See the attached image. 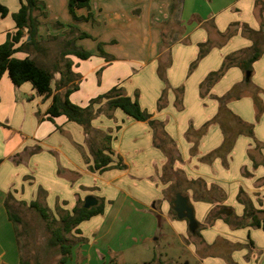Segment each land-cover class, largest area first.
Segmentation results:
<instances>
[{
  "label": "crops",
  "instance_id": "0c3cea01",
  "mask_svg": "<svg viewBox=\"0 0 264 264\" xmlns=\"http://www.w3.org/2000/svg\"><path fill=\"white\" fill-rule=\"evenodd\" d=\"M40 1L45 16L38 18L39 40L63 37L69 25L90 36L75 40L77 47L91 54L88 59L66 56L78 75L74 81L78 88L69 101L85 107L117 86L122 94L136 96L149 119L162 123L173 140L177 158L172 168L186 181L177 194L187 198L197 222L198 235L191 233L194 241L186 246L203 264H264V230L249 226L250 215L264 210V43L259 41L263 50L248 79L236 62L200 93L207 75L217 71L227 56L240 59L252 46L247 29L257 32L264 27V0H233L217 8L209 1L198 13L192 11V0H89V8L75 10L77 16L89 15L88 20L76 23L65 13L62 20L54 15L49 22V7L56 3L65 10L68 0ZM0 4L8 9L5 17L0 16L2 44L7 33L15 31L11 14L19 9L20 0ZM53 21L62 27L53 29ZM98 43L111 61L99 54ZM204 43L208 49L190 70ZM27 56L21 51L13 54L18 59ZM229 92L227 108L242 123L252 125V135L241 132L227 154L209 159L207 155L222 144V129L213 122L200 136L197 131L217 114L216 98ZM105 101L93 104L92 111L99 114L90 124L111 136V164L120 160L123 167L99 173L89 168L93 156L88 138L101 144L94 132L87 136L83 126L63 115L47 120L51 96H37L29 82L15 87L7 73L1 76L0 264L22 260L7 206L27 208L35 200L56 219L87 195L97 204L103 201L101 214L81 222L76 227L80 233L73 230L67 236L71 251L64 264H126L123 252L160 236L163 223L179 239L184 236L187 221L169 216L168 187L173 178L163 173L167 158L155 145L152 128L119 109L107 110ZM255 106L262 107L258 118ZM193 187L203 195L209 193L213 202L196 199ZM224 206L233 209L229 217L220 210Z\"/></svg>",
  "mask_w": 264,
  "mask_h": 264
},
{
  "label": "trees",
  "instance_id": "16d2710c",
  "mask_svg": "<svg viewBox=\"0 0 264 264\" xmlns=\"http://www.w3.org/2000/svg\"><path fill=\"white\" fill-rule=\"evenodd\" d=\"M41 4L42 3L40 0H20L19 9L15 13L11 14L15 31L13 33H7L5 41L0 44V78L4 73H7L9 79L15 87H18L25 82H29L37 96L44 98L51 96L52 102L46 110L47 120L52 121L53 118L63 115L68 121L83 126L87 136L90 132H94V135L100 138L101 144L99 146L94 145V139L88 138L89 150L93 156V163L89 167L92 171H98L99 173H102L103 171H106L110 168L123 167L120 160L115 164H111L113 162L110 148V142L112 140L111 136L107 134L103 135L100 131L91 127V120L94 119L97 114H99V110L96 112L92 111L94 103L105 99V107L107 110L112 111L119 109L131 119L142 122L146 121L153 130V139L155 145L162 149L168 158L163 167V173H167L168 177L173 178V182L168 187V190L170 195L169 200L171 203L170 212L174 217H176L172 209V200L177 193L181 192V187L185 185L186 181L181 178V175H179V170H173L172 168V165L177 158V155L175 154L176 149L174 147L173 140L170 139V137L164 131L163 124L156 120L149 119L150 115L140 108L137 97L135 96L134 98H131L122 94L121 89L117 86H114L106 93L91 99L88 105L85 107H80L71 103L69 101V95L78 88L74 83L78 75L72 72V62L66 56L71 55L80 60L88 59L91 54L88 51L77 47L75 45V40L90 36L79 31L76 27L69 25L66 29V37L53 36L48 37L47 40H39L37 36L38 26L40 24L38 18L39 16H45V12L41 9ZM80 8H89V0H68L67 11L71 16L72 21L75 23L86 21L89 18V15L87 17H82L75 14V10ZM7 14L8 9L0 4V16L5 17ZM53 26L55 28L62 27L59 22H54ZM247 30L248 37L253 40L252 46L247 50L244 56L240 57V59H237L233 56H227L217 71L209 73L204 82L201 84V95H203V91H208L211 84L219 79L231 64L237 62L236 64L245 72H249L251 70L252 63L260 57L263 50L259 46V41L261 44L264 43V27H261L257 32L250 29ZM25 37H29V40H23ZM17 44L19 45L16 46ZM101 46L102 43L97 44V50L99 54L107 61H111V57L103 52ZM207 49L208 46L206 43L199 45V53L196 60L190 65V70L196 65L197 61L204 55V52ZM18 51L25 52L28 54V56L23 59L13 57V54ZM32 54L35 55V57L39 56L46 58L48 61L50 58L54 57L53 55L57 54L59 57H61V59H64V70L60 69L58 63L55 61L50 62L51 70H49V68H47L45 65H41L36 58L31 57L30 55ZM159 77L165 81V78L162 74H159ZM52 81H54V88L51 87ZM60 89L63 90L60 92ZM232 90L230 91L231 93ZM53 91H55V93H53ZM165 91L166 90L164 89L162 92V97L159 99V101L164 98ZM230 92L222 97L216 98L219 103L217 114L211 121L204 123L197 131V136H200L213 122L218 123L222 129V144L217 149L209 153L206 158L210 159L215 156L223 157L230 151L235 137L241 132L247 134V136L252 135V125L242 123L227 108L226 103L232 96ZM179 93H182L181 88L177 89L176 92V96L180 103V99L178 97ZM255 107L257 116L256 118H258L262 111V107ZM191 184L188 185L187 188H190ZM193 188L196 190V187ZM182 190L184 191V189ZM199 191L200 193H198ZM195 193L196 199H204L209 202H213L211 201V198L209 199V193L203 195L204 192L198 189L195 191ZM27 208L28 210L34 212L39 220L45 224V230L48 232L45 247L59 256L55 264H64L71 251V241L67 236L70 235L73 230H75L76 233H80L76 227L81 222L88 220L90 217L101 214L104 209V204L102 199H100L97 205L85 209L83 207V201L78 200L71 212L64 211L58 219L52 217L48 208L42 206L36 200L31 201ZM6 211L9 220L14 225L15 237L21 249L17 227L23 223L22 216L18 211L12 210L8 206ZM209 219L211 220L213 217H209ZM249 226L264 230V210H257L255 213L250 215ZM28 232L29 229H26L25 234L27 235ZM194 234L198 235V232L195 231ZM19 264L30 263L28 260L22 259ZM34 264L41 263L36 258ZM146 264L171 263L153 258Z\"/></svg>",
  "mask_w": 264,
  "mask_h": 264
},
{
  "label": "rangeland",
  "instance_id": "374dc122",
  "mask_svg": "<svg viewBox=\"0 0 264 264\" xmlns=\"http://www.w3.org/2000/svg\"><path fill=\"white\" fill-rule=\"evenodd\" d=\"M209 1L212 7L217 8L222 3L228 1L230 2L233 0H192V11H195L197 13L198 10L205 11L208 7L207 3ZM64 13L69 14L66 5L64 10V8L54 3V8L51 6L49 7V22L52 21V16L54 15L59 16V19L62 20ZM53 23L54 21L50 23V26L54 29ZM86 26L90 27V24H87ZM63 34V37H66V31H64ZM54 36L62 37V35ZM48 37H53V35ZM48 37H46V40L48 39ZM53 56L54 57L50 58L49 61L46 58H42L39 56H37V60L41 65H45L47 68H49V70H51L50 62L55 61L58 63L59 68L64 70V59H61V57H59L57 54ZM244 76H246V72ZM13 205V209L16 208L15 210L19 211L23 219L22 225L17 227L19 232V243L21 245L22 259L28 260L30 264H34L36 258H38L42 262V264H55L58 259L55 253H52V251L48 249L45 252V243L48 237V232H46L45 230V224L41 220H39L34 212L28 210L26 207L18 204ZM224 207L225 208L220 207V210L226 212L225 214L230 213L227 215L229 217V215H231V212H233V209L230 206ZM169 216L171 218L174 217L170 212ZM182 220L183 221H177L186 223L184 219ZM26 229H29L27 235L25 234ZM189 241H194V239L193 235L188 231V227H186L184 236L179 239L173 228L170 225L163 223L160 236L157 234L153 238L142 242V244H140L139 246H135L130 250L124 251L123 256L126 264H146L153 258V256H155L156 259L170 262L171 264H203V262L198 259L199 257L192 253V251L186 246ZM147 252L150 256L148 258H146Z\"/></svg>",
  "mask_w": 264,
  "mask_h": 264
},
{
  "label": "water",
  "instance_id": "95a60500",
  "mask_svg": "<svg viewBox=\"0 0 264 264\" xmlns=\"http://www.w3.org/2000/svg\"><path fill=\"white\" fill-rule=\"evenodd\" d=\"M29 40V37L27 38ZM249 73H246L245 78L248 79ZM97 204V200L92 195H87L83 199V207L88 209ZM172 209L177 219H185L190 233H194L197 228V222L193 215V209L189 205L188 200L181 194H176L172 200Z\"/></svg>",
  "mask_w": 264,
  "mask_h": 264
}]
</instances>
